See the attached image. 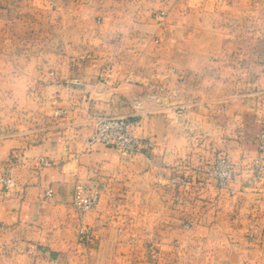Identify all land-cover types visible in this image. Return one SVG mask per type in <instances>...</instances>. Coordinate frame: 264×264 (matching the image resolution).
<instances>
[{"label":"crops","instance_id":"0c3cea01","mask_svg":"<svg viewBox=\"0 0 264 264\" xmlns=\"http://www.w3.org/2000/svg\"><path fill=\"white\" fill-rule=\"evenodd\" d=\"M33 1L59 6L60 45L37 48L43 56L33 69L43 68L37 96L47 119L53 102L65 114L28 147L0 145V175L9 168L15 180L12 190L0 188V264H264V154L256 160L254 149L245 158L232 142L239 174L231 190L219 189L184 152L180 137L189 129L170 124L163 112L146 114L150 87L188 93L201 80L196 71L224 67L202 65L197 56L212 52L208 42L243 36L212 26L242 13L244 0ZM19 2L0 0V37H7L13 18L26 21L16 18ZM172 61L183 65L170 69ZM106 64L110 72L100 78ZM209 79L204 72L203 85ZM181 94L178 102L194 100ZM203 101H212L211 94ZM131 115L133 133L156 141L152 153L126 159L88 146L97 116ZM42 157L50 164L40 167ZM248 163L253 167L244 174ZM76 182L101 193L97 207L83 215L73 205ZM48 188L52 198H45ZM81 227L91 233L88 243L78 240Z\"/></svg>","mask_w":264,"mask_h":264},{"label":"rangeland","instance_id":"374dc122","mask_svg":"<svg viewBox=\"0 0 264 264\" xmlns=\"http://www.w3.org/2000/svg\"><path fill=\"white\" fill-rule=\"evenodd\" d=\"M18 2L19 9L15 11L16 18L17 20L18 17L23 18L26 21L17 22L13 18L7 37H0V143H2L0 145H5L8 148L12 146L14 148L15 146L28 147L34 144L43 135L44 130L56 125V118L64 115L56 116L54 114L55 110L62 109L57 106L56 102H53V119L52 121L47 119V106L37 96L38 78L41 76L43 68L33 69L35 63L39 61L38 59L43 56L37 54V48L49 45L52 48H58L60 45L59 6L42 7L33 0H18ZM57 2L55 0V3ZM240 14L224 17V19L214 22L212 28L221 31L223 35L237 31L242 32V37H230L234 34H228L229 37L224 41L208 42L205 44L206 49L212 52L197 56V61L202 65L205 61H212L222 63L223 68L196 71L195 77L201 78V80L197 81L188 93L185 87L170 88L164 84L152 86L149 94L150 101L146 105V114L154 115L163 112L170 124H178L189 129L190 133L180 137V141L185 143L184 146L187 149L184 152L187 156H195V165L199 174L204 175L207 180L212 181L219 189L223 190H231L232 183L236 175L239 174L236 171L235 160L236 156L240 154L235 146H230L232 142L237 141L238 144H241L245 158L250 157L254 149L257 154L256 160H259L260 156L264 154V145L261 146L260 139L264 133V1L244 0L243 11ZM12 24L15 26L13 27ZM11 32L14 33V37ZM84 40L82 41L84 46L91 45L90 39ZM86 56L90 57L93 54L88 53ZM237 63L241 68L236 69ZM179 65L183 64L172 61L170 69H175ZM204 72L211 79H209L210 85H203ZM189 77L195 78L193 74ZM181 93L189 94L194 100L178 102L177 96ZM205 93L211 94L212 101H203ZM225 96L228 97L226 101L219 100ZM141 106V103H138V107ZM118 117H130L135 125L137 123V118L134 115ZM140 138L152 143V147H147L138 154L149 155L154 151L156 141L151 136ZM224 141L226 142L224 143ZM88 146L91 145L88 143ZM115 153L126 159L138 155L123 156L117 151ZM218 157L226 158L231 164L232 176L226 187H220L207 173L208 168ZM251 165L245 164L244 174H247L253 167ZM44 166L47 165L40 163V167ZM7 171L13 178L9 168H5L0 178ZM180 182L183 183L182 180ZM77 183L80 182H76L75 185ZM0 188L5 192L13 189L6 190L1 184ZM45 198H48L46 192ZM84 228L87 229L91 240L89 229ZM0 229H4V226L0 225ZM79 230L77 236L80 241ZM80 242L88 243L89 241ZM149 249H154V246H149Z\"/></svg>","mask_w":264,"mask_h":264},{"label":"built area","instance_id":"2783aa9c","mask_svg":"<svg viewBox=\"0 0 264 264\" xmlns=\"http://www.w3.org/2000/svg\"><path fill=\"white\" fill-rule=\"evenodd\" d=\"M110 65L106 64L99 72L100 78H104L110 71ZM57 115L65 114V111L55 110ZM135 123L130 117L118 116H97L94 119V130L88 143L101 144L105 147L113 148L123 156H131L142 153L147 147H152V143L143 141L133 134ZM261 146L264 145V133L260 137ZM42 165H48L49 159L43 157L40 160ZM208 176L220 187H226L232 176L231 164L224 157H218L207 170ZM1 186L8 190L14 187L15 183L9 171L0 178ZM53 190L46 191V197L51 198ZM100 193L98 188L77 183L74 189L73 205L75 209L84 214L92 210L99 202ZM87 229L81 227L79 230L80 241H90Z\"/></svg>","mask_w":264,"mask_h":264}]
</instances>
